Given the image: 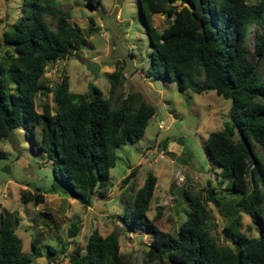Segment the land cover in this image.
Wrapping results in <instances>:
<instances>
[{
	"label": "trees",
	"instance_id": "trees-1",
	"mask_svg": "<svg viewBox=\"0 0 264 264\" xmlns=\"http://www.w3.org/2000/svg\"><path fill=\"white\" fill-rule=\"evenodd\" d=\"M175 1L136 0L150 44L144 75L174 80L180 90L213 89L230 100L223 128L207 133L205 147L211 162L229 172L224 189L257 224V234L240 230L233 218L225 226L231 243L215 240L210 233L215 223L205 208L207 200L219 203L212 185L206 187L203 199L184 191L188 200L184 219L173 233L161 230L154 223L160 206L152 217L146 215L156 179L150 170L128 193L120 217L129 229L150 234L143 255L159 264H264V77L256 71L257 60L264 56V31L252 41L254 58L244 48L249 25L264 23V0H178V6ZM155 12L168 19L161 29L151 23ZM68 16L57 0H21V13L11 29L1 32L2 43L10 50L0 52V138H8L22 124L33 139L30 130L36 126L38 140H31L32 145L56 162L53 175L65 183L63 190L89 205L93 191L110 184L108 169L115 161V147L137 140L154 108L137 90L116 94L117 102L112 104L117 82L113 71L107 95L95 85L88 93L70 90L66 76L52 86L46 84L47 62L64 58L84 42L78 26L67 22ZM48 92L53 106L41 101L36 109L35 95ZM255 144L263 158L253 152ZM4 157L6 152L0 149V158ZM135 171L131 167L119 186ZM25 198L37 203L43 193H28ZM17 220L15 210L2 208L0 264H29L38 254V237L31 239L29 254L21 253V239L14 231ZM77 228L72 222L69 235ZM118 235L115 229L103 235L91 231L83 251L77 247L69 254L70 263L127 264L118 250Z\"/></svg>",
	"mask_w": 264,
	"mask_h": 264
},
{
	"label": "rangeland",
	"instance_id": "rangeland-1",
	"mask_svg": "<svg viewBox=\"0 0 264 264\" xmlns=\"http://www.w3.org/2000/svg\"><path fill=\"white\" fill-rule=\"evenodd\" d=\"M57 2L68 11L67 22L78 26L84 42L64 58L47 62L43 72L46 84L52 86L61 76H66L70 90L88 93L90 86L95 85L107 95L109 73L113 71L117 82L111 103L117 102L116 94L137 90L152 104L154 112L137 140L115 147V161L108 169L110 184L94 190L89 205L63 190L65 183L53 175L56 162L32 145L31 140L34 143L38 140L36 126L30 130L33 139L22 124L8 138H0V149L6 152V157L0 158V212L2 208L15 210L18 220L14 231L21 239V253L29 254L31 239L39 238L35 247L38 254L32 256L29 264H71L69 254L77 247L83 251L91 231L103 235L112 229L119 233L118 250L124 262L159 264L143 255L150 234L129 229L120 217L128 193L141 184L147 170L156 179L146 215L152 217L156 206H160V215L154 223L161 230L173 233L184 219L188 208L184 191L203 199L206 187L212 185L219 203L207 200L205 208H209L215 223L210 228L215 240L231 243L223 229L233 218L240 230L257 234V224L235 206L224 189L230 179L229 172L211 162L205 147L207 133L223 128L230 100L213 89L196 92L186 86L180 90L174 80L144 75L150 44L136 0H99L92 6L87 0ZM175 4L179 5L178 0ZM20 13L21 0H0V44L1 32L11 29ZM46 19L50 18L46 16ZM167 22L162 13L151 14V23L157 29ZM51 24L55 25L53 21ZM263 31L264 23L248 27L244 48L251 58H254L252 41ZM5 48L10 50L2 43L0 52ZM83 60L97 63V73H91ZM256 71L260 78L264 77V56L257 60ZM41 101H47L51 107L54 104L49 92L35 95L38 110ZM253 152L263 158L258 144L254 145ZM134 166L135 174L120 187V179ZM36 191L43 193V200L33 203L25 198L26 194ZM262 206L264 215V202ZM72 222L78 228L75 234L69 235Z\"/></svg>",
	"mask_w": 264,
	"mask_h": 264
},
{
	"label": "water",
	"instance_id": "water-1",
	"mask_svg": "<svg viewBox=\"0 0 264 264\" xmlns=\"http://www.w3.org/2000/svg\"><path fill=\"white\" fill-rule=\"evenodd\" d=\"M2 45V43L0 44ZM86 68L93 74H96L97 73V70H98V64L93 62V63H90V62H87L86 60H83ZM223 232L226 234V231L225 229H223Z\"/></svg>",
	"mask_w": 264,
	"mask_h": 264
},
{
	"label": "built area",
	"instance_id": "built-area-1",
	"mask_svg": "<svg viewBox=\"0 0 264 264\" xmlns=\"http://www.w3.org/2000/svg\"><path fill=\"white\" fill-rule=\"evenodd\" d=\"M159 126H161V124H159Z\"/></svg>",
	"mask_w": 264,
	"mask_h": 264
}]
</instances>
